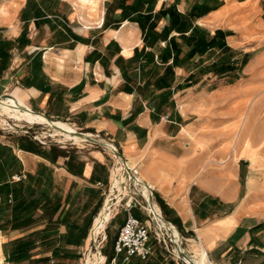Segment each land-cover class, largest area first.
Wrapping results in <instances>:
<instances>
[{
	"label": "crops",
	"instance_id": "obj_1",
	"mask_svg": "<svg viewBox=\"0 0 264 264\" xmlns=\"http://www.w3.org/2000/svg\"><path fill=\"white\" fill-rule=\"evenodd\" d=\"M44 1L0 0V94L116 145L153 190L155 216L161 221L162 212L192 253L216 264H264V161L258 158L264 146L251 141L255 155L247 154V135L225 129L219 111L226 97L240 104L231 95L251 83L244 74L253 71L257 46L243 42L263 29L264 0H97L96 15L78 1ZM167 5L169 18L161 13ZM255 15L257 22L250 19ZM203 27L209 32L200 37ZM93 146L84 152L82 173L68 169L67 160L45 163L77 191L83 182L97 190V163L119 158L103 144ZM135 188L149 196L145 186ZM127 191L123 186L117 200ZM100 194L107 201V190ZM75 203H66L61 227L48 232L70 234L73 243H57L78 250L99 211L81 222L82 214L68 216ZM139 210L132 211L140 217ZM117 213L106 224L104 264H176L153 241L145 258L116 254L127 216ZM46 255L47 264L81 263L78 255Z\"/></svg>",
	"mask_w": 264,
	"mask_h": 264
},
{
	"label": "rangeland",
	"instance_id": "obj_2",
	"mask_svg": "<svg viewBox=\"0 0 264 264\" xmlns=\"http://www.w3.org/2000/svg\"><path fill=\"white\" fill-rule=\"evenodd\" d=\"M73 1H78L83 5L89 14L96 15L98 13L99 1L97 0ZM46 2L49 7L52 6L49 1ZM52 2H56V0H52ZM172 9V5L163 7L162 16L169 18ZM259 18L257 15L250 17L255 22ZM203 28L205 32L198 34L200 37L208 31L206 27ZM260 28L263 29L251 34L249 41L243 42L244 44L257 46L254 53H257L258 56L254 62L253 71L244 74L247 81L249 80L251 83H243L240 85L241 88L234 95H231L236 97L234 100L240 98V104L237 100H235V104L229 103L233 99L226 97V106H221L219 110L224 119L221 123L225 129L233 128L237 134L241 131L242 135H247L243 147L249 148L246 152L251 156L255 155L254 149H251V141L259 144L258 146H264V26ZM221 66H226V64L224 63ZM2 95L0 94V97ZM13 102L15 101L9 100L6 103ZM0 107L3 110L0 111V264H47L49 255L44 256V253L48 251H51L53 256L58 254L78 255L80 264H86L88 251L92 245V251H94L96 245L94 244L95 241L92 242L90 239L91 232L83 234L84 240L78 250L63 246V243H57L59 239L67 243L66 245L73 243V240L69 238L70 234L66 238L64 233L58 235L57 232H48L50 229L61 227L59 226L63 218L61 213H63L66 203L71 199H75L76 203L74 210L67 212L68 216H71L72 211L79 215L82 214L81 222L84 218L86 219L85 214L87 212L96 211L98 207L99 213L96 216L107 218L98 235L107 233L108 240L111 233L106 227L107 221L116 214L115 217H112L110 222L112 224L114 219L118 218L119 213L117 212L125 215L127 202H131V209H140V218L149 224L151 241L158 243L167 257H172L173 244L167 238V229H160L158 225L159 217L156 215L157 219H154L153 215L147 211L146 201L135 188V182L127 177L128 174L125 169H116L122 165L119 157L118 162L117 158L116 161L111 162L109 155V159L106 160L107 164L97 163V175L103 181V183L101 181L97 182V185H95L97 190H93L90 185H86L87 182H83L81 190L77 191L75 185L64 179L65 177L55 171L54 167L45 162L54 163L53 160H67L68 169L72 168L82 173L85 164L84 152L87 153V148L95 147L93 146L95 143L89 140L77 141L75 137L79 136L75 134H73L75 137L65 138L56 133L55 130L58 127L53 128L44 122L32 123L38 120L37 116L31 119L23 117L30 122L21 119V116L13 113L18 106L6 105L2 107L0 101ZM234 116L238 119L236 121L230 120ZM60 123L65 125L68 130L79 129L65 120L60 121ZM87 133L90 134V132ZM107 149L114 154L109 147ZM14 158H17V161ZM258 158L264 161V153L263 155L258 153ZM260 164L262 165V163ZM25 165L31 168L33 172L25 171ZM262 167L264 168V165ZM20 170L24 176L18 180L13 175ZM122 179L126 182L125 186L121 183ZM123 186L128 191L122 194L123 199L121 197L117 200L116 195L122 193ZM105 189L108 192L106 194L107 201H105V195L102 197L100 194L101 190ZM133 190L137 192L132 193ZM13 191L16 192L17 199ZM112 198H115L112 202L113 205L112 203L109 204ZM64 201L66 202L63 203ZM60 209H62L61 212ZM42 224H46L43 229L40 227ZM38 225L40 229L25 232ZM22 232L24 233L22 234ZM75 236H78V234H75ZM43 244L45 247H43ZM194 248L197 252H201L200 248ZM202 255H204L203 251ZM194 256L200 258L197 254ZM100 257L105 258L104 255ZM51 260L55 261V258Z\"/></svg>",
	"mask_w": 264,
	"mask_h": 264
},
{
	"label": "built area",
	"instance_id": "obj_3",
	"mask_svg": "<svg viewBox=\"0 0 264 264\" xmlns=\"http://www.w3.org/2000/svg\"><path fill=\"white\" fill-rule=\"evenodd\" d=\"M167 1V0H163ZM136 173V169H133ZM137 174V173H136ZM24 174H15L14 177L16 179H21ZM153 191V190H152ZM150 194V193H149ZM154 196V195H153ZM122 199V198H121ZM149 202V200H148ZM131 202H127V216L120 226L117 237L114 243V250L116 254H124V258L127 260L133 254H138L142 257H147L153 251V245L151 244V233L149 224L142 220L140 217L135 215L131 209ZM164 236V235H163ZM183 236V246L180 245L179 236L178 240L173 238L170 234H168L167 238L172 242L173 247L171 250V256L176 261V264H216L210 260H198L195 258V254L192 253L188 245L186 244V238ZM107 234L105 235H97L96 238L92 239L94 242L95 250L92 251L93 245L91 249L88 251V254L92 259V264H104L105 259H101L100 256L103 255L102 248L103 242L106 239ZM166 237V236H165ZM177 237V236H176ZM101 238V239H100ZM166 240V239H165ZM98 242V243H97ZM167 243V241H165ZM188 252L191 256H185L184 252ZM99 255V258L96 256Z\"/></svg>",
	"mask_w": 264,
	"mask_h": 264
},
{
	"label": "bare ground",
	"instance_id": "obj_4",
	"mask_svg": "<svg viewBox=\"0 0 264 264\" xmlns=\"http://www.w3.org/2000/svg\"><path fill=\"white\" fill-rule=\"evenodd\" d=\"M9 100H13V101H15L16 103H17V105H18V107H17V110H15V111H13V113L15 114V115H17V116H21V119H24V120H26L25 118H23V117H26V118H29V119H31V118H35L37 115L36 114H40L41 116H40V118L37 120V121H34V122H32V123H35V122H44V123H47V124H49L50 126H52L53 128H56V127H58V129L57 130H55L56 131V133H59L60 135H62L63 137H65V138H72L74 135V133H71V132H66V131H64L63 130V128H66V126L65 125H61V123H60V121H58V120H52V119H50V118H48L47 116H45L44 114H42V113H37L36 111H34V110H29V109H24V108H21V105L22 104H24V103H22L21 101H19V100H17V99H15L14 97H7V98H4V99H0V101H1V106L2 107H4V106H6V105H8V104H13V103H6L7 101H9ZM15 107H16V105H14ZM0 111H3L2 110V108L0 107ZM1 113V112H0ZM36 113V114H35ZM26 121H28V120H26ZM28 122H30V121H28ZM56 126V127H55ZM67 129V128H66ZM68 130V129H67ZM69 131H72V129H69ZM91 134V133H90ZM75 135H77V136H79V137H75L76 138V140L77 141H82V140H87V138L86 137H83V136H80V135H78V134H75ZM116 169H125V167L123 166V164L121 165V166H118V168H116ZM121 172V171H120ZM136 174V173H135ZM127 177L129 178V180H132V181H134L135 182V185H143V186H145L147 189H149L145 184H141L140 182H139V178L138 179H136V178H133L131 175H130V173H129V175H127ZM122 181H123V179H122ZM134 182H132V183H134ZM118 187H120V186H118ZM150 191V190H149ZM137 192V191H136ZM140 194H141V196L144 198V200L146 201V203H147V205H148V207H147V209L148 210H150L151 211V214L153 215V218L154 219H157V217L155 216V214H154V208H152L150 205H149V202H148V200H150V195L148 196V197H146L143 193H141L140 191H138ZM115 199L114 198H112L110 201H109V204L110 203H112L113 201H114ZM156 203L154 202V205H155ZM103 216V215H102ZM106 220H107V218L106 217H98L97 218V220H96V223H95V225H94V227H93V229H92V233H91V238L92 239H94V238H96V236L98 235V232H99V230L102 228V226L105 224V222H106ZM160 220L161 221H159L158 222V225H159V228L160 229H167V231H168V234H170L171 236H173L174 238H178V230L169 222V223H166L165 221H164V219H162V217L160 216ZM166 231V232H167ZM175 232V233H174ZM176 234V236H174ZM178 240V239H177ZM95 256H96V254H95ZM97 257V256H96ZM203 261V260H202ZM86 264H92V259H91V257L89 256V255H87V257H86Z\"/></svg>",
	"mask_w": 264,
	"mask_h": 264
},
{
	"label": "water",
	"instance_id": "obj_5",
	"mask_svg": "<svg viewBox=\"0 0 264 264\" xmlns=\"http://www.w3.org/2000/svg\"><path fill=\"white\" fill-rule=\"evenodd\" d=\"M7 96H12V97H14L15 99H17L15 96H13V95L10 94V93H5V94H3V95L0 97V99L5 98V97H7ZM17 100H18V99H17ZM21 108L29 109V110H35V109L29 107V106L26 105V104H22V105H21ZM35 111H37V110H35ZM37 112H39V111H37ZM41 113H42V112H41ZM43 114H44V113H43ZM47 117H48V116H47ZM49 118H50V117H49ZM63 130L66 131V132H71V133L78 134V135H80V136L86 137L87 140H89V141H91V142L99 143V144H103V145L109 147V148L114 152V154H115L116 156H118V157L121 159V162H122L123 166L125 167V172H126L128 175H129V173H130V175H131L133 178L138 179L137 176H136V174H135V172L133 171V168L129 165L128 160L125 158V156L123 155L122 151H121L116 145H114L113 143L106 142V141L100 139L99 137L94 136L93 134H88L86 131H83V130L75 129V130L69 131V130H67L66 128H63ZM139 182H140L141 184H145V185L149 188V190H150V194H149V195H150L149 205H150L152 208H154L155 205H154V198H153V191H152V189L150 188V186H148L146 183H144L141 179H139ZM121 183H122V185H124V186H125V184H126V182H125L124 180H123ZM114 199H115V198H114ZM159 215L162 217V219H164V221H165L166 223H169V222H170L167 218L164 217V215H163L162 212H160ZM170 223H171V222H170ZM172 224H173V223H172ZM177 229H178V228H177ZM178 236H179L180 245L183 246V236H182V233L180 232L179 229H178ZM184 255H185V256H188V257L191 256V255H190L188 252H186V251L184 252Z\"/></svg>",
	"mask_w": 264,
	"mask_h": 264
},
{
	"label": "trees",
	"instance_id": "obj_6",
	"mask_svg": "<svg viewBox=\"0 0 264 264\" xmlns=\"http://www.w3.org/2000/svg\"><path fill=\"white\" fill-rule=\"evenodd\" d=\"M14 160H16V161H17V158H14Z\"/></svg>",
	"mask_w": 264,
	"mask_h": 264
}]
</instances>
